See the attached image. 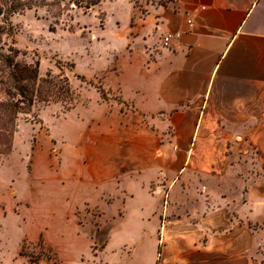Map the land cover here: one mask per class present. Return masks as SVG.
I'll return each instance as SVG.
<instances>
[{
	"label": "crops",
	"instance_id": "obj_1",
	"mask_svg": "<svg viewBox=\"0 0 264 264\" xmlns=\"http://www.w3.org/2000/svg\"><path fill=\"white\" fill-rule=\"evenodd\" d=\"M142 21L122 103L80 105L72 217L97 240L78 263L264 264V0H166ZM44 237L37 264H70Z\"/></svg>",
	"mask_w": 264,
	"mask_h": 264
},
{
	"label": "rangeland",
	"instance_id": "obj_2",
	"mask_svg": "<svg viewBox=\"0 0 264 264\" xmlns=\"http://www.w3.org/2000/svg\"><path fill=\"white\" fill-rule=\"evenodd\" d=\"M163 2L105 0L87 12L69 10L59 20L42 8L26 10L10 17L13 31L5 40L14 41L20 50L18 61H40L42 75L51 70L70 79L76 92L71 109L99 100V88L106 93L103 101L122 103L117 91L111 90L117 82L113 72L120 70L126 82L140 72L141 67L129 61V52L136 40L142 44V18ZM69 110L62 103H51L23 116L12 152L0 158V264L53 259L45 235L66 261L79 264L78 254L89 248L87 237L97 240L72 217L89 185L79 177L82 159L75 142L84 134L78 118L83 109L71 114ZM78 215L82 217L83 211ZM260 258L264 263V249Z\"/></svg>",
	"mask_w": 264,
	"mask_h": 264
},
{
	"label": "trees",
	"instance_id": "obj_3",
	"mask_svg": "<svg viewBox=\"0 0 264 264\" xmlns=\"http://www.w3.org/2000/svg\"><path fill=\"white\" fill-rule=\"evenodd\" d=\"M105 0H0V158L14 148V138L23 116L34 115L37 110L51 103H62L71 109L76 92L64 74L48 70L40 73V61H18L20 50L15 42L5 38L12 35L10 17L26 10H46L48 16L59 20L74 8L87 12ZM166 3V2H165ZM163 2L161 5H165ZM102 98L106 93L99 88Z\"/></svg>",
	"mask_w": 264,
	"mask_h": 264
},
{
	"label": "built area",
	"instance_id": "obj_4",
	"mask_svg": "<svg viewBox=\"0 0 264 264\" xmlns=\"http://www.w3.org/2000/svg\"><path fill=\"white\" fill-rule=\"evenodd\" d=\"M188 25L192 28L194 26V22L192 19H188ZM182 37L181 31H168L161 37V42L163 47H170L175 42H177Z\"/></svg>",
	"mask_w": 264,
	"mask_h": 264
}]
</instances>
